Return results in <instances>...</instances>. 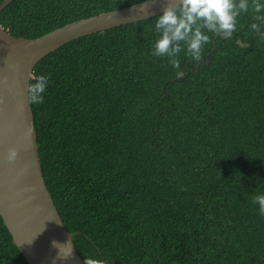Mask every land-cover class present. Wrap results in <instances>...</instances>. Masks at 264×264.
<instances>
[{
	"label": "trees",
	"instance_id": "1",
	"mask_svg": "<svg viewBox=\"0 0 264 264\" xmlns=\"http://www.w3.org/2000/svg\"><path fill=\"white\" fill-rule=\"evenodd\" d=\"M143 1L14 0L0 25L35 39ZM253 3L198 73L216 35L202 27V59L182 49L174 69L151 55L157 16L78 38L36 65L32 80L48 76L43 102L31 103L42 170L83 260L264 264L253 203L264 192V41L248 27L264 9ZM0 264H28L1 216Z\"/></svg>",
	"mask_w": 264,
	"mask_h": 264
},
{
	"label": "water",
	"instance_id": "2",
	"mask_svg": "<svg viewBox=\"0 0 264 264\" xmlns=\"http://www.w3.org/2000/svg\"><path fill=\"white\" fill-rule=\"evenodd\" d=\"M13 1L5 0L0 13ZM168 3L169 0H146L135 7L66 24L35 39L14 37L0 25V216L28 264H84L73 241L78 233H71L65 226L42 170L35 116L27 100V85L36 65L78 38L158 16ZM217 37L206 60L200 61L196 70L192 67L195 73L201 64L210 63ZM9 63L16 64L18 70H10ZM9 148L17 149L12 162L5 159ZM68 239L72 253L60 259L52 241Z\"/></svg>",
	"mask_w": 264,
	"mask_h": 264
},
{
	"label": "clouds",
	"instance_id": "3",
	"mask_svg": "<svg viewBox=\"0 0 264 264\" xmlns=\"http://www.w3.org/2000/svg\"><path fill=\"white\" fill-rule=\"evenodd\" d=\"M250 0H178L169 3L155 18L152 30L157 33L151 47V55L169 57L168 63L174 68H179V60L174 54L181 52L189 55L193 62L202 59L204 45L210 40L209 35L202 31L204 27L221 37H229L237 29V18L240 12H247ZM136 4L133 5L135 7ZM254 11L259 13L264 9V0H254ZM264 16H257L248 25L251 32L256 33L260 41H264V30L257 23ZM8 68L17 71L18 66L9 63ZM179 75V73H178ZM48 87V76L36 74L34 80L27 85V100L29 103L40 104L43 102L44 93ZM17 156L16 148H9L5 157L12 162ZM253 203L258 206V212L264 215V192H258L253 197ZM52 244L58 249V258L66 259L72 253L70 240L63 242L53 240ZM84 264H107L104 259L95 255L84 258Z\"/></svg>",
	"mask_w": 264,
	"mask_h": 264
}]
</instances>
